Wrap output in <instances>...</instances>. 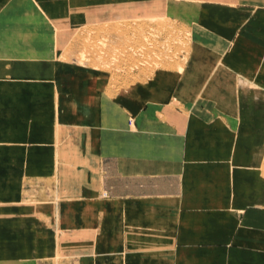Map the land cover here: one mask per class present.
I'll use <instances>...</instances> for the list:
<instances>
[{"label":"crops","instance_id":"0c3cea01","mask_svg":"<svg viewBox=\"0 0 264 264\" xmlns=\"http://www.w3.org/2000/svg\"><path fill=\"white\" fill-rule=\"evenodd\" d=\"M124 1L0 0V73L22 85L94 73L55 56L77 24ZM132 3L192 30L184 69L116 91L90 84L89 100L60 104L70 149L42 206L52 239L30 248L26 207L0 210V264H264V0ZM5 85L10 104L41 92Z\"/></svg>","mask_w":264,"mask_h":264},{"label":"rangeland","instance_id":"374dc122","mask_svg":"<svg viewBox=\"0 0 264 264\" xmlns=\"http://www.w3.org/2000/svg\"><path fill=\"white\" fill-rule=\"evenodd\" d=\"M124 3L125 8L118 7L119 11L114 7L107 14L92 15L90 20L67 31V40L55 56L56 63H74L77 68L94 73H47L52 78L42 81H36L29 73L24 85L4 78L9 73H0V210L20 215V206L26 207L23 217L30 223V248L42 243V233L44 242L51 240L54 230V211H44L42 206L55 202L56 187L64 181L59 169L65 165L64 155L70 149L69 126L60 115L69 111L59 110L60 104L85 97L89 100L84 87L90 84L96 91L102 87L116 91L159 69L181 72L186 65L192 30L164 13L132 12V0ZM6 82L15 93H20L25 85L29 86L28 91L38 85V105L31 100L5 103ZM10 115L17 118L10 119ZM2 217L4 212L0 213ZM30 257L23 263L36 262ZM44 258L54 264L62 262L57 254Z\"/></svg>","mask_w":264,"mask_h":264},{"label":"bare ground","instance_id":"6f19581e","mask_svg":"<svg viewBox=\"0 0 264 264\" xmlns=\"http://www.w3.org/2000/svg\"><path fill=\"white\" fill-rule=\"evenodd\" d=\"M1 91V90H0Z\"/></svg>","mask_w":264,"mask_h":264}]
</instances>
